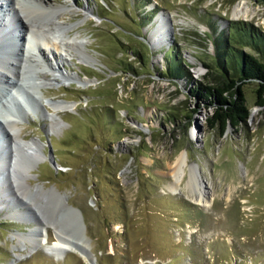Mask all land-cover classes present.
Masks as SVG:
<instances>
[{
    "label": "rangeland",
    "instance_id": "1",
    "mask_svg": "<svg viewBox=\"0 0 264 264\" xmlns=\"http://www.w3.org/2000/svg\"><path fill=\"white\" fill-rule=\"evenodd\" d=\"M2 3L11 30L16 25L19 33L30 24L36 36L44 37L46 26L76 36L83 45H73L68 55L61 52L57 64L65 77L57 74L58 82L43 80L33 89L34 97L25 96L34 110L25 112L16 105L22 115L16 127L0 123L1 152L9 144L12 149L11 134L18 129V144L32 142L36 151V157H30L15 144L20 149L19 165L28 166L15 176L6 156L0 162V264L11 259L14 264H90L73 248L62 255L43 251L56 241L47 221L53 222L68 206L81 215L93 264H264V106L254 105V85L245 84L248 118L236 128L227 126L220 136L216 128L207 126L210 108L188 93L195 83H211L202 66L212 55L208 26L217 31L225 20H242L264 34L263 3ZM239 5L247 8L246 16H233ZM53 13L63 29L52 24ZM160 19L164 35L155 43L150 36ZM10 47L0 43V55L7 58H0V65L15 76L23 73L17 76L29 87L43 77L36 65L44 63L48 69L54 64L45 47L34 51L39 62ZM173 52L185 62L182 67L190 80L158 73L164 65L163 53L172 63ZM11 57L17 58L12 64ZM18 59L22 71L15 68ZM8 76L9 82L14 81ZM4 94L0 91V104ZM182 156L184 175L172 187L170 167ZM189 167L195 169V185L189 184ZM195 190L204 194L205 207L192 200L197 197ZM56 194L64 199L56 201ZM32 203L34 212L43 213H37L46 222L40 226L47 228L46 243L36 249L30 245L41 237L26 231L38 225L22 219L24 212L31 216L27 210Z\"/></svg>",
    "mask_w": 264,
    "mask_h": 264
},
{
    "label": "trees",
    "instance_id": "2",
    "mask_svg": "<svg viewBox=\"0 0 264 264\" xmlns=\"http://www.w3.org/2000/svg\"><path fill=\"white\" fill-rule=\"evenodd\" d=\"M255 1L264 4V0ZM220 19L225 20L223 17ZM208 27L211 34L206 37L211 44L212 55L202 62V66L206 71L204 76H209L211 83H195L188 93L210 108L207 126L216 128L221 136L227 126L236 128L248 118V106L242 90L245 84L254 85V105L264 106V34L251 22L242 20H228L217 31L212 24ZM132 54L140 57L135 50ZM173 57L170 63L163 53L164 65L158 73L169 79L190 80L189 73L182 67L185 64L183 59L174 52ZM126 65L136 75L131 65Z\"/></svg>",
    "mask_w": 264,
    "mask_h": 264
},
{
    "label": "bare ground",
    "instance_id": "3",
    "mask_svg": "<svg viewBox=\"0 0 264 264\" xmlns=\"http://www.w3.org/2000/svg\"><path fill=\"white\" fill-rule=\"evenodd\" d=\"M2 1H4V0H0V38L3 41H6V40H8L7 36H9V34L12 33L14 35V37H13V35L11 34L12 35L11 39L13 38L12 39L13 43H10V41H8L7 45L11 46L10 48H13V49H14V47H16L14 50L15 51L18 50L19 54L21 55V57H24L25 55L31 56V61H34V62L35 61L39 62V56H38V54H35L34 51L38 50V49H41L42 47H45L49 51V53L51 54L50 58H53L54 64H49L47 66V67H49L48 69L45 68L44 63L43 64L40 63V65H36V63L34 64V65H36L35 68L37 69V72L39 74H41L43 77L42 78L40 77L38 79V81L36 79V81L33 82V84H35V85L32 86V87H29L28 83L27 84L24 83L22 77L18 78V76H17V74H20V76L23 75V73L17 72L19 70L18 68H20V66H19L20 60L19 59L17 61L18 62L17 65H15L16 66L15 68H17L16 76H15V74L12 73L11 69H8V67H4V66L0 65V91L5 92V94L8 93V92H12L13 96H16V98H18V96H19L18 90L20 91L19 86L22 84V85H25L27 88H30L33 93L37 94V92H35L33 89L38 88V86H37L38 83H41L43 80H45L46 82H58L60 77L57 74L61 75L62 77H65V75L61 74V70H64L63 67H59L58 64H57V61H58L60 55H62L61 52H65V54L68 55L67 54L68 53V49H70L73 45L77 44V45L82 46L83 44L81 43V41L78 38H75L76 36L74 38H70V37H68V35L66 36V35H63V34H59V33L56 32L57 30H53V29L51 30V28H48L46 26H43L45 28V30H46V35L44 37L36 36V34L33 31V28L31 27L33 25H30V24H29L30 27L25 28V30H23L22 32L19 31V33H18V31L15 30L17 28L16 25H13L14 30H11V28H12L11 23H7L8 19H9L8 15L6 13L2 14V4H3ZM16 1L18 3V0H16ZM18 5H20V4L18 3ZM34 6H37V5L34 4ZM55 11H57V9ZM54 13H53V16H52L53 17L52 18V20H53L52 24L54 26H58L61 29H63L62 26H61V23L57 19V16H54L55 15ZM246 13H247V8L245 6H241L240 7V5H239V6H236L235 9L233 10V16L234 17H236L238 15L246 16ZM3 20H4V22H1ZM42 28H40V29H42ZM163 30H164V25L162 24V20L160 19L158 25L154 29V34H151V36H150V40H152V41L155 40L154 42L156 43V41H157L156 39L159 36L162 37L164 35V31ZM16 32H17L18 35H16ZM19 38H21V39H19ZM163 39H165V38H163ZM0 58L3 59L5 57L0 55ZM14 58H16V57L9 58L8 62L10 64H12V59L15 60ZM5 59L7 60V58H5ZM62 60H63V58H62ZM41 65H43V66H41ZM8 73L13 76L14 81H12V82L8 81V79H9ZM47 75L49 77H51V78H47L48 77ZM3 77H5V79ZM45 85H48V84H45ZM12 93L10 95H12ZM41 93L42 92L39 90L38 94H41ZM25 105H26V107L31 108V109H29V111L30 110L32 111V110L35 109L33 107H29L26 103H25ZM34 115H36L35 112H34ZM20 118H22V117H20V116L17 117L15 115H13L11 112H4V113L0 112V123H2V121H3L4 123H6V125H8V127H9V125H10V127L11 126L16 127L17 124L20 122V120H19ZM18 131H19V129L15 133L12 132V134H11V136L13 138L11 140V142H13V146H12V149L10 147V144L8 146V148H10V156L11 157L8 160L9 162L7 163L8 164L7 166L11 165V167L13 166L14 170H15V168H19L20 172H23V171H27L28 166L26 164L25 165H19V164L16 165V163H15L16 156H17L18 153H20L19 150L21 149L22 151L27 153L30 157H34V158L36 157V151L33 150L32 142L19 143L18 144V141L20 140V139H18L19 137L17 136ZM15 144H17L20 147V149L15 147L16 146ZM18 156H19V154H18ZM0 161H2V160H0ZM185 166H186L185 156H182V157L178 158L171 165V167H170L171 173L170 174H171V176L174 179L172 187L173 186L176 187L178 185V183L180 182V180L182 179V177L184 175V167ZM13 174H14V171L12 172V176H13ZM189 184H193V185L197 184L196 175H195V169L192 168V167H189ZM195 191H193V192H195L193 194H196L197 197L194 196V198H192V200L195 201L197 205L205 207L207 201L205 200V202H203V198L205 197L204 194L200 190H199V192L197 190H195ZM63 199H64L63 195H61V196L58 195V194L55 195V200L56 201L60 202ZM32 205H33V208L32 207L31 208L33 209V212H34V210H35L34 204L32 203ZM37 213H40V212L37 211ZM37 215H39V214H37ZM41 219H42V221L44 223H46L43 220L42 217H41ZM76 220H77V217H76ZM44 223H42V224L44 225ZM47 224L50 225L51 222L47 221ZM47 224H46V227L48 226ZM36 227L39 228V230H40V234L37 235V236L41 237V239H38V240L33 239V242L30 245L31 246L30 249L39 248V247L43 246L46 243V229L47 228L41 227L40 225H38ZM74 227H76L78 229V233L75 234V236L74 235H71V236L76 238V240H78V241H84V237H83L84 236V230L80 229L78 224H77V226H74ZM48 228H51V227L48 226ZM52 230H53V228H52ZM35 233H33V234H35ZM23 237H26V236H23ZM63 247H67L64 242H56L55 241L52 244V246H50L49 248H45V250L55 251L56 252V250H59V251L63 250Z\"/></svg>",
    "mask_w": 264,
    "mask_h": 264
},
{
    "label": "water",
    "instance_id": "4",
    "mask_svg": "<svg viewBox=\"0 0 264 264\" xmlns=\"http://www.w3.org/2000/svg\"><path fill=\"white\" fill-rule=\"evenodd\" d=\"M225 23L227 22V20L224 21ZM21 39V38H19ZM11 41V39H9ZM0 43H8V40L3 41L2 39L0 40ZM20 56V54H18ZM20 60V59H19ZM31 60V59H30ZM20 71L24 70V67L22 65V62L20 60V64H19ZM23 76V75H22ZM24 83H28L23 77H22ZM22 81V82H23ZM19 86V85H18ZM20 91L19 92V96L18 98H16V96H13L12 92H8L6 94L3 95V103L0 104V112L4 113V112H11L13 115L15 116H20L22 117L21 114H19L14 108L16 107V105H18L19 107L22 108L23 111H28L31 108L26 107L25 103L29 106V107H33L34 106L29 103L27 101V99L25 98V96L27 94H29L31 97L33 96V92L30 88H27L25 85H20L19 86ZM35 91V90H34ZM12 93V95H10ZM33 93V94H32ZM34 97V96H33ZM18 100V101H17ZM2 105V106H1ZM4 107V108H2ZM19 154V153H18ZM18 154L16 156V165L20 164V162L18 161ZM3 155L6 156V164L9 162V158L10 156V148L4 149V151H0V160L3 159ZM11 160V159H10ZM1 162V161H0ZM48 162L50 163V165L53 167V162L51 159L48 158ZM21 173L19 168H15L14 170V176L16 173ZM27 201V200H26ZM28 202V201H27ZM40 210V209H39ZM64 212L63 213H57V216L55 215L53 218V222H51V224H47L49 227H51V232L52 235L54 237V240H56V242H64L66 244L67 247H63V250H56L51 252L48 250H45V248H43V251L47 254H51L53 253L54 255L58 254V255H62L63 252L68 251L70 248H73L74 250H76L81 256L84 257V259L90 263L93 264V258L90 254V252L88 251V247H87V239L84 237V241H78L76 240V238L72 237L71 235H74L78 233V229L74 226H77V224L79 225L80 229L84 230L83 227V222L81 220V215L78 211V209L74 208V207H65V209H63ZM31 216L29 214H26V212H24V216L22 217V219L24 218L25 222H30V221H36L37 225H41L42 223H44L41 219V217L39 215H37L36 212H33V209L31 207H29V210H27ZM41 212V211H40ZM42 213V212H41ZM43 214V213H42ZM56 214V213H55ZM43 216V215H42ZM77 220H76V217ZM60 220H62V222H59ZM23 221V222H24ZM54 226V227H53ZM34 227H32L31 229H27L26 233L27 234H33V232H36V237H38L37 235L40 234V230L39 228H35L33 230ZM53 228V230H52ZM25 233V234H26ZM11 263L9 264H14V261H12V259L9 261Z\"/></svg>",
    "mask_w": 264,
    "mask_h": 264
}]
</instances>
